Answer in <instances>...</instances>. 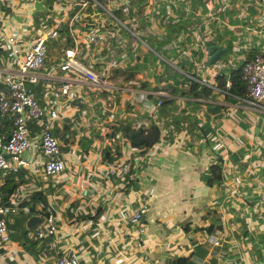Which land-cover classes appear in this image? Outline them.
Listing matches in <instances>:
<instances>
[{"label": "crops", "instance_id": "0c3cea01", "mask_svg": "<svg viewBox=\"0 0 264 264\" xmlns=\"http://www.w3.org/2000/svg\"><path fill=\"white\" fill-rule=\"evenodd\" d=\"M50 1L0 0V32L1 28L13 30L30 39L38 27L37 16L50 9L55 12L72 0ZM35 3L40 6L35 8ZM232 32L239 38L248 34L252 45L245 48L248 52L260 48L252 30L243 27L215 30L213 41L222 46L231 44V39L238 43ZM146 42L157 48L154 39ZM161 47L157 54L163 59L188 63L186 56V61L177 59L175 51ZM139 54L143 62L138 57L132 61L128 55L124 68L114 71V85H130L140 103L133 109L126 105L122 114L115 110L113 124L127 118L133 124L142 119L143 123L147 117L142 115L151 112L154 92L164 97L167 93L174 101L161 108L163 128L170 127L162 131V142L155 144L150 151L154 153L141 163L137 162L141 152L136 154L120 141L109 142L114 107L101 102L118 94L106 87L95 89L82 76L73 78L71 84L79 96L62 105L53 129L62 144L63 171L49 179L33 171L26 175V169L17 175L0 171V185L7 173L16 181L22 178L12 192L8 184L0 187V194L8 198L18 187L23 194L17 212L7 214L8 239L0 249V264H55L57 255L70 248L78 252V264H166L167 257L188 253L200 264L209 255L215 264H264V212L255 204L264 189V115L240 104L234 94L212 90L200 95L202 99L188 96L182 87L184 81L165 72L163 62H157V56L146 51L145 45H140ZM91 64L100 68L105 60ZM0 70L11 72L12 68L0 64ZM203 78L210 81L208 75ZM45 79L38 77L34 85L41 104L48 98ZM123 90L128 98V89ZM175 114L178 117L173 120ZM63 134L69 140H64ZM112 146L117 148V161L130 159L132 165H138L133 183L118 186L114 175L108 173L105 161L113 158L109 155ZM213 163L219 164L220 175L207 184L203 177H208ZM141 194L148 199V206L134 225L127 216ZM47 208L57 216L58 230L44 238L42 246H36L27 229L37 225ZM210 217L214 231L197 232L199 239L193 242L191 229L206 225ZM211 236L221 244L207 246L204 240Z\"/></svg>", "mask_w": 264, "mask_h": 264}, {"label": "built area", "instance_id": "2783aa9c", "mask_svg": "<svg viewBox=\"0 0 264 264\" xmlns=\"http://www.w3.org/2000/svg\"><path fill=\"white\" fill-rule=\"evenodd\" d=\"M52 11L50 9L49 13L39 17L38 27L30 39H26L23 33L1 28L0 64L8 65L12 71L0 70V171L7 170L17 175L29 170L26 175L33 171L46 179L63 171L62 144L53 129L62 105L79 96L78 90L71 84L75 77L82 76L95 89L106 87L118 94L119 97L101 102L104 106L114 107V111L110 112V117H113L111 132L114 115L117 114L115 110H121L122 114L126 105L134 108L140 103L139 96L133 94L130 85H114V71L124 68L122 66L126 64L128 55L132 61L138 57V61L143 62L142 56H138L141 44L145 45L146 51L157 56V62H163L165 72L177 74L184 81L182 87L191 79L210 91L229 93V69L239 68L244 91L242 95H236L238 102L255 114L264 115V0H72L63 8ZM103 16L105 21L101 20ZM172 25L177 27L176 36L162 41L161 45L166 49L174 48L170 50L175 51L177 59H187V64L163 59L157 54V48L146 42V39L163 40ZM235 27L252 30L260 48L248 52L245 48L252 46L248 34L239 38L238 33L232 32L238 43L231 39V44L229 41V45H224L227 50L206 64V45L217 43L213 41L215 30ZM52 39L55 43L50 44ZM60 41L64 46L59 47L57 42ZM49 53L53 56L49 57ZM94 60H105V64L95 68L91 64ZM204 75H208L210 81H206ZM41 76L46 77L43 84L48 98L44 104L39 102V94L34 88ZM216 82L219 84L216 85ZM123 88L128 89V98H125ZM165 95L172 98L167 93ZM163 97L154 92L151 112L142 115L147 117L143 123L142 119L133 124L147 125L153 120L160 128L159 141L143 153L125 141L119 130L109 133L108 141H120L131 146L136 154L141 152L137 159L140 163L146 156L152 155L154 151H150L154 145L162 142V131L170 129L169 125L163 128L164 112L160 107ZM200 97L194 98L202 99ZM101 111L104 112V108ZM34 122L37 130H31L30 124ZM112 147L109 155L113 158L105 164L108 173L116 178V184L125 186L128 178L136 176L139 167L132 165L130 159L117 161V148ZM28 151L30 154H25ZM21 194L18 187L8 198L0 195V249L8 239L7 214L17 212ZM147 200L144 194L138 196L136 208L128 213L127 218L134 225L141 221L148 206ZM255 204L257 210L264 212V189L259 192ZM58 225L57 216L47 208L40 214L37 225L28 228L27 233L34 239L52 236L56 234ZM211 230L214 231L213 228ZM204 243L209 247L221 244L215 236L207 237ZM1 257L0 251V260ZM78 259V252L70 248L57 255L55 264H78Z\"/></svg>", "mask_w": 264, "mask_h": 264}, {"label": "trees", "instance_id": "16d2710c", "mask_svg": "<svg viewBox=\"0 0 264 264\" xmlns=\"http://www.w3.org/2000/svg\"><path fill=\"white\" fill-rule=\"evenodd\" d=\"M48 1V0H47ZM49 4H51V1L49 0ZM48 4V5H49ZM35 23L38 25L40 20H39V16H37L35 18ZM173 28L169 29V33H167L166 37L163 40H158L155 45L157 47V50H163L161 47V44L163 43L162 41H169L170 39H172L173 37L176 36V31H177V27L175 25H172ZM174 39V38H173ZM159 43V45H158ZM158 45V46H157ZM179 45H181V47H185L183 45V43H179ZM227 45H229V42H227ZM186 48V47H185ZM170 49H174V48H170ZM175 50V49H174ZM229 78H230V86L227 88L228 92L230 93V95L234 94V95H242L244 89H243V84L242 81L240 80V69L239 68H233L229 69ZM222 76H220L219 78H221ZM219 84V82H216V85ZM185 90L184 93L188 96H192V97H197L200 95H207L208 92L210 91L209 89L205 88L204 85L194 81V80H189L188 83L184 86ZM174 98H167V97H163V101H161V108H166L168 106H171V104L173 103ZM178 115L175 114L173 116V120L175 118H177ZM135 123V122H134ZM30 127L35 128V130H37V125L34 123L30 124ZM113 130H119L120 133L122 134V136L124 137L125 141H127L130 145H132L134 148L137 147L139 149H141L140 151L143 153L145 150L148 149V147H150L151 145H153L155 142L159 141V135H160V128L158 127V125L153 121L150 120L149 123L147 125H139V126H134L133 125V121L130 118H127L125 120H119L116 121L113 126H112V130L111 133H113ZM54 133V130H53ZM55 134V133H54ZM63 137L65 138L64 140H69V138H67L66 135L63 134ZM59 138V136H58ZM60 139V138H59ZM109 149L107 148V150L105 151V155L108 153ZM220 175V167L219 164H211L210 168H209V175L208 177H203L205 183H210L212 181H215L219 178ZM17 178L12 177V175L10 173H7L5 176V180L4 183L2 185H0V187H3L4 185H10V192L13 191L15 185L18 182L22 181V178H20L19 180H15ZM135 181L134 178H129L128 180V184H130L131 182L133 183ZM1 195V194H0ZM10 194H8L9 196ZM2 196V195H1ZM7 196V197H8ZM3 197V196H2ZM5 198V197H3ZM34 202H37V200ZM208 215H211V209L209 212H207ZM206 218V216H205ZM214 224V219L212 217H210V219L208 220L207 224L204 226H194L191 232V237L194 238L193 242H197L198 241V237L199 234L197 232L200 233H208L211 230V227ZM190 228L186 226L185 230L188 231ZM21 234L25 233L24 229L20 230ZM45 237H40L39 239H34L33 238V243H35L36 246H42L45 241H42ZM202 264H215L214 262V258L213 256L207 258L204 261H201ZM166 264H200V262H198V260L195 258V256L192 253H188L187 255H183L180 254L178 256H169L166 258L165 261Z\"/></svg>", "mask_w": 264, "mask_h": 264}, {"label": "water", "instance_id": "95a60500", "mask_svg": "<svg viewBox=\"0 0 264 264\" xmlns=\"http://www.w3.org/2000/svg\"><path fill=\"white\" fill-rule=\"evenodd\" d=\"M46 0H42L44 2ZM41 2V3H42ZM40 3V4H41ZM39 3H35L34 7L37 8ZM40 6V5H39ZM92 25V24H91ZM227 50V46H220L217 43H208L206 45V51H207V59H206V64H209L213 62V60L222 52H225Z\"/></svg>", "mask_w": 264, "mask_h": 264}, {"label": "rangeland", "instance_id": "374dc122", "mask_svg": "<svg viewBox=\"0 0 264 264\" xmlns=\"http://www.w3.org/2000/svg\"><path fill=\"white\" fill-rule=\"evenodd\" d=\"M101 20L102 21H105L106 19H105V16H103L102 18H101ZM127 22V21H126ZM147 41H148V39H146ZM137 42H139L138 40H137ZM52 43H55V41H54V39H52V42L50 43V44H52ZM57 44H59V47L61 46H64V44H62V42L60 41V42H57ZM56 49H58V46L56 47ZM50 55H52V53H49V57H50ZM144 82H141L140 84H143Z\"/></svg>", "mask_w": 264, "mask_h": 264}]
</instances>
